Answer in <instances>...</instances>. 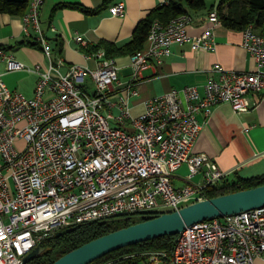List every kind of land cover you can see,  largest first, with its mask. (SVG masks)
<instances>
[{"label":"built area","instance_id":"obj_1","mask_svg":"<svg viewBox=\"0 0 264 264\" xmlns=\"http://www.w3.org/2000/svg\"><path fill=\"white\" fill-rule=\"evenodd\" d=\"M27 1L24 34L49 66H27L0 45V68L39 76L29 98L11 90L0 73V264H24L68 228L179 211L223 185L231 172L194 152L205 127L199 116L225 103L238 114L248 112L249 96L264 94V34L255 25L243 31V47L257 63L253 72L216 66L220 77L206 84L204 96L197 87L175 90L147 101L145 112L133 117L130 99L142 72L162 64L175 45L213 51L218 12H210L213 26L197 37L188 32L190 14L168 24L156 20L146 47L130 57L133 74L124 85L121 68L103 49L86 56L96 60L94 69L69 65L44 34L45 0ZM110 11L122 17L126 5ZM75 40L90 46L82 36ZM184 165L188 184L178 188L173 178ZM142 256L148 264H264V207L198 223L177 236L171 252Z\"/></svg>","mask_w":264,"mask_h":264},{"label":"crops","instance_id":"obj_2","mask_svg":"<svg viewBox=\"0 0 264 264\" xmlns=\"http://www.w3.org/2000/svg\"><path fill=\"white\" fill-rule=\"evenodd\" d=\"M45 0L41 21L46 38L54 50L61 43V56L69 65L78 64L96 68L95 59H87L83 46L76 42L82 36L89 45L110 42L123 47L133 39L139 23L152 10L166 5L169 0ZM221 0H207V8L189 14L193 22L188 26L190 35L197 37L213 25L209 21L212 7ZM124 2L126 13L114 17L111 8ZM61 4H76L79 8L56 7ZM82 9L98 10L86 14ZM25 16V15H24ZM24 16L0 14V45L14 54L15 58L30 67L36 65L44 69L49 66L42 49L34 46L24 34ZM216 48L213 51H195L190 44L172 47V54L162 64L153 62L145 69L137 82L136 91L130 99L131 114L141 116L147 101L165 96L175 90L197 87L202 96L210 80H218L220 73L216 66L238 73L253 72L256 59L243 47V31L230 30L222 23L214 26ZM32 42L33 45L22 44ZM146 47V45H145ZM105 50V49H103ZM134 54V53H133ZM132 54L112 58L121 68V82H129L133 74ZM0 73L6 85L29 98L34 97L39 76L27 71L6 72L3 64ZM252 108L238 114L230 104L213 108L210 116H199L205 127L196 141L195 154L209 156L219 167L231 172L225 182L233 183L239 178L251 179L264 175V94L253 93L249 96ZM131 129V125H127ZM189 169L184 165L174 176L173 183L181 188L188 184ZM223 183V185L225 184ZM221 185V186H223ZM148 264V262H147Z\"/></svg>","mask_w":264,"mask_h":264},{"label":"trees","instance_id":"obj_3","mask_svg":"<svg viewBox=\"0 0 264 264\" xmlns=\"http://www.w3.org/2000/svg\"><path fill=\"white\" fill-rule=\"evenodd\" d=\"M110 1V0H109ZM107 1L106 3H110ZM79 8L76 4H61L56 7ZM207 8V0H169L166 5L152 10L137 26L133 39L123 47L114 43L102 42L99 45H90L84 49L86 54L105 49L108 58L124 56L139 52L145 48L151 26L156 20L164 24L170 23L173 19L192 11H202ZM29 9L27 0H0V14L12 16H24ZM221 23L230 30L244 31L250 25H255L258 31L264 34V0H221L219 5L213 6ZM86 14L96 13L98 10L82 9ZM33 45L32 42L22 43ZM61 43L55 50L61 54ZM34 46H37L34 44ZM264 185V175L251 179L239 178L235 182H225L223 186L211 188L207 191V198L252 189ZM161 214H141L128 218L112 219L108 221H96L79 226L71 227L56 234L42 244L43 252L36 254L26 264H53L58 259L79 247L103 237L112 232L131 225L159 217ZM177 236H166L149 242L133 245L127 248L112 252L91 264H146L147 259L142 256L145 252L168 251L174 248Z\"/></svg>","mask_w":264,"mask_h":264},{"label":"water","instance_id":"obj_4","mask_svg":"<svg viewBox=\"0 0 264 264\" xmlns=\"http://www.w3.org/2000/svg\"><path fill=\"white\" fill-rule=\"evenodd\" d=\"M262 207H264V185L206 199L179 211L165 213L107 234L69 252L53 264H91L123 248L166 236H178L189 227L201 222ZM42 252L43 248L38 247L25 258L24 264L34 255Z\"/></svg>","mask_w":264,"mask_h":264},{"label":"rangeland","instance_id":"obj_5","mask_svg":"<svg viewBox=\"0 0 264 264\" xmlns=\"http://www.w3.org/2000/svg\"><path fill=\"white\" fill-rule=\"evenodd\" d=\"M211 1H213V2H214V1H216V0H209V2H211ZM198 179H199V178H197L196 180H198ZM146 264H147V263H146Z\"/></svg>","mask_w":264,"mask_h":264}]
</instances>
